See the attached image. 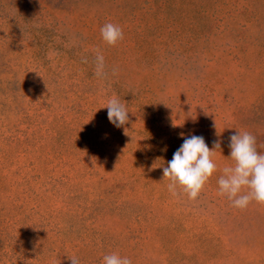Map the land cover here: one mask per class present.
<instances>
[{
	"label": "rangeland",
	"instance_id": "obj_1",
	"mask_svg": "<svg viewBox=\"0 0 264 264\" xmlns=\"http://www.w3.org/2000/svg\"><path fill=\"white\" fill-rule=\"evenodd\" d=\"M237 131L264 153V0H0V264H264V205L217 194ZM191 135L221 144L195 200L163 178Z\"/></svg>",
	"mask_w": 264,
	"mask_h": 264
},
{
	"label": "clouds",
	"instance_id": "obj_2",
	"mask_svg": "<svg viewBox=\"0 0 264 264\" xmlns=\"http://www.w3.org/2000/svg\"><path fill=\"white\" fill-rule=\"evenodd\" d=\"M100 35L102 41L109 46H115L124 36L122 28L111 22L101 27ZM83 62H87L86 58ZM104 69V56L97 50L95 74L98 77L105 76ZM113 71L115 73V69ZM102 107L107 108V118L115 127L128 122L129 111L118 97L110 98ZM228 147V157L232 163L221 170L222 175L217 180V194L226 197L232 207L240 210L246 209L253 201L264 205V153L257 150L256 137L248 131H237L230 136ZM220 148L221 144L217 141L210 149L202 136L191 135L184 138L167 166L163 167V178L169 180L168 191L176 196L179 190L188 199H197L209 178L217 171L218 165L213 159L214 149ZM68 258L70 264H80L76 256ZM103 264H132V260L127 256L111 253L103 256Z\"/></svg>",
	"mask_w": 264,
	"mask_h": 264
}]
</instances>
